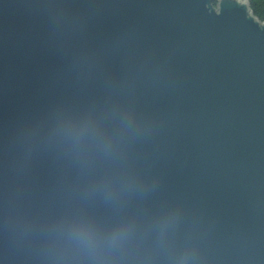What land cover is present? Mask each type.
Masks as SVG:
<instances>
[{
	"label": "water",
	"instance_id": "1",
	"mask_svg": "<svg viewBox=\"0 0 264 264\" xmlns=\"http://www.w3.org/2000/svg\"><path fill=\"white\" fill-rule=\"evenodd\" d=\"M0 264H264L248 0H0Z\"/></svg>",
	"mask_w": 264,
	"mask_h": 264
},
{
	"label": "clouds",
	"instance_id": "2",
	"mask_svg": "<svg viewBox=\"0 0 264 264\" xmlns=\"http://www.w3.org/2000/svg\"><path fill=\"white\" fill-rule=\"evenodd\" d=\"M95 134L99 138V143L102 149L105 151L110 150V141L99 131ZM82 138V133L78 134L76 137L77 141ZM123 235L124 233L121 229L113 230L109 234H103L87 223H79L73 228L74 238L93 255V258H98L106 246H114Z\"/></svg>",
	"mask_w": 264,
	"mask_h": 264
},
{
	"label": "trees",
	"instance_id": "3",
	"mask_svg": "<svg viewBox=\"0 0 264 264\" xmlns=\"http://www.w3.org/2000/svg\"><path fill=\"white\" fill-rule=\"evenodd\" d=\"M251 11L259 20H264V0H248Z\"/></svg>",
	"mask_w": 264,
	"mask_h": 264
}]
</instances>
